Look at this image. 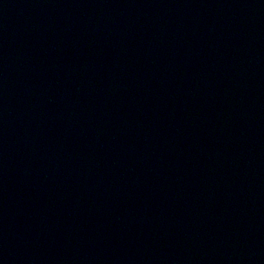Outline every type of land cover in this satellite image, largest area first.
<instances>
[{"label": "water", "instance_id": "water-1", "mask_svg": "<svg viewBox=\"0 0 264 264\" xmlns=\"http://www.w3.org/2000/svg\"><path fill=\"white\" fill-rule=\"evenodd\" d=\"M0 264H264V0H0Z\"/></svg>", "mask_w": 264, "mask_h": 264}]
</instances>
